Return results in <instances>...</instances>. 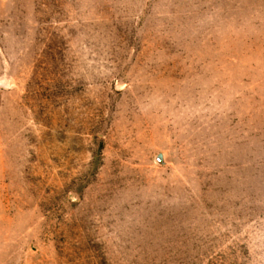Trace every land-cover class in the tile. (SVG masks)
<instances>
[{"label":"rangeland","instance_id":"374dc122","mask_svg":"<svg viewBox=\"0 0 264 264\" xmlns=\"http://www.w3.org/2000/svg\"><path fill=\"white\" fill-rule=\"evenodd\" d=\"M0 264H264V0H0Z\"/></svg>","mask_w":264,"mask_h":264}]
</instances>
